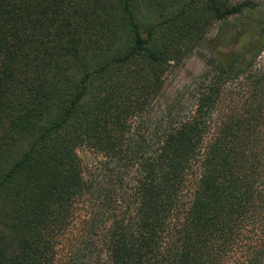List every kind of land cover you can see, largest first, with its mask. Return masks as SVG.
Here are the masks:
<instances>
[{
  "label": "trees",
  "instance_id": "16d2710c",
  "mask_svg": "<svg viewBox=\"0 0 264 264\" xmlns=\"http://www.w3.org/2000/svg\"><path fill=\"white\" fill-rule=\"evenodd\" d=\"M205 42L193 109L153 117ZM263 51L250 1L0 0V264H55L78 224L89 264H264Z\"/></svg>",
  "mask_w": 264,
  "mask_h": 264
},
{
  "label": "rangeland",
  "instance_id": "374dc122",
  "mask_svg": "<svg viewBox=\"0 0 264 264\" xmlns=\"http://www.w3.org/2000/svg\"><path fill=\"white\" fill-rule=\"evenodd\" d=\"M250 1L255 5L257 14L264 19V0H232L233 3H243ZM222 23L215 22L206 36L210 45L218 44L215 39ZM229 26L234 30L240 28V21L236 17H232L229 21ZM216 40V42H215ZM214 41V43H213ZM208 43V42H207ZM205 42L200 48L196 49L179 65L169 69L164 77V89L159 99L154 103L152 116L161 117L169 115L171 117H183L187 115L194 106L198 95L202 89L210 82L213 76V70L209 60V43ZM257 73L264 72V51L255 62ZM244 78L233 82L228 91L225 93L226 101L232 98L233 92L240 91ZM170 113V114H168ZM152 117V118H153ZM77 154L81 160L83 171L86 177L94 178L100 176V163L104 157L97 151L88 147H80L77 149ZM90 235L89 228L83 224H78L74 228L71 247L74 248L73 254L63 256L60 260V238L57 239L58 255L55 264H89L87 253L84 249V242L88 240ZM67 251V250H66ZM64 251V252H66Z\"/></svg>",
  "mask_w": 264,
  "mask_h": 264
}]
</instances>
